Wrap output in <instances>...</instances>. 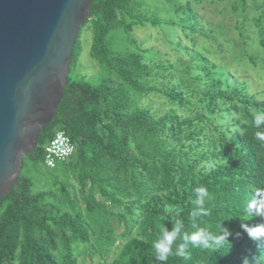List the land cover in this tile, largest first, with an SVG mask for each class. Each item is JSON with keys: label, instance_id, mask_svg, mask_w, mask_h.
<instances>
[{"label": "trees", "instance_id": "16d2710c", "mask_svg": "<svg viewBox=\"0 0 264 264\" xmlns=\"http://www.w3.org/2000/svg\"><path fill=\"white\" fill-rule=\"evenodd\" d=\"M165 1L168 16L146 0L92 1L56 114L24 157L18 182L0 196V264H79L81 245L97 264H161L151 242L157 225L171 228L176 219L182 231L209 227L215 233L224 223L243 233L246 202L264 185V142L255 139L264 126L256 128L252 116L264 111V98L247 78L176 35L180 30L192 45L196 34L219 38L210 34L218 26L205 23L193 6L203 0ZM252 7L264 47V0ZM250 8L248 0L232 3L245 21ZM146 24L167 28L174 48L188 58L147 60L149 50L134 36L135 27ZM85 27L92 34L90 56L104 70L96 79L79 67ZM151 96L168 107L154 105ZM58 131L75 150L49 167L45 147ZM199 186L210 193V214L194 219ZM245 222L254 225L257 218ZM230 239L232 246L219 249L189 245L186 258L170 256L166 264H241L246 255L251 264H264V245L247 234Z\"/></svg>", "mask_w": 264, "mask_h": 264}, {"label": "water", "instance_id": "95a60500", "mask_svg": "<svg viewBox=\"0 0 264 264\" xmlns=\"http://www.w3.org/2000/svg\"><path fill=\"white\" fill-rule=\"evenodd\" d=\"M93 0H0V196L56 114Z\"/></svg>", "mask_w": 264, "mask_h": 264}, {"label": "rangeland", "instance_id": "374dc122", "mask_svg": "<svg viewBox=\"0 0 264 264\" xmlns=\"http://www.w3.org/2000/svg\"><path fill=\"white\" fill-rule=\"evenodd\" d=\"M185 2L186 0H177ZM234 0H225L216 2L214 0H203L193 2L194 8L200 14L203 21L211 24L213 28L220 26L221 32L212 31L210 34H217V40L213 37H203L196 34V43L192 42L180 30L176 35L183 44L193 47L195 50L209 56L214 62L228 68L231 72L248 79L250 90L258 91L259 97L264 98V47L259 44V37L251 18L256 14L252 9L254 0H248L250 9L246 12L248 19L245 21L242 16L232 11ZM146 6L150 9H157L161 16H168L171 13V7L165 0H146ZM167 28L153 27L149 24L137 26L134 29V36L138 44L149 51L146 54L147 60H157L168 58L176 61L178 58H188L183 50H176L170 38L166 36ZM92 34L88 27L82 32V53L79 58V67L91 79H96L104 73L101 65L90 56ZM132 49L136 45H129ZM256 57L257 63L253 64L245 55V51ZM154 105L166 108L164 100L158 96H151ZM37 187H44V183L36 179ZM79 264H97L98 257L91 259L86 252L84 245L78 249Z\"/></svg>", "mask_w": 264, "mask_h": 264}, {"label": "clouds", "instance_id": "9594fccd", "mask_svg": "<svg viewBox=\"0 0 264 264\" xmlns=\"http://www.w3.org/2000/svg\"><path fill=\"white\" fill-rule=\"evenodd\" d=\"M252 116L256 128L259 129L261 126H264V111H253ZM255 139L264 142V132L257 131L255 133ZM195 191V208L191 213L192 217L195 219L196 217L208 216L210 211L205 207V204L206 200L210 199V193L207 187L199 186ZM244 213L245 218H239L243 233L239 231L233 232L224 223L219 225V229L215 233L209 227H196V230L192 232L182 231L183 223L179 219H176L172 223L171 228L167 224L157 225L158 233L151 242V246L155 252V259L161 262V264H166L170 256L186 258V248L189 245L202 249H219L226 243H230L232 246V240L230 238L238 240L243 234H247L250 240L264 245V185L252 189V196L246 202ZM168 214H172L171 209H169ZM252 218H257L256 224L250 225L245 222ZM178 240L182 242L177 243ZM241 264H251L250 257L247 255L243 256Z\"/></svg>", "mask_w": 264, "mask_h": 264}, {"label": "built area", "instance_id": "2783aa9c", "mask_svg": "<svg viewBox=\"0 0 264 264\" xmlns=\"http://www.w3.org/2000/svg\"><path fill=\"white\" fill-rule=\"evenodd\" d=\"M74 150L69 136L63 131H58L45 147V163L49 167H54L59 161L69 159Z\"/></svg>", "mask_w": 264, "mask_h": 264}]
</instances>
